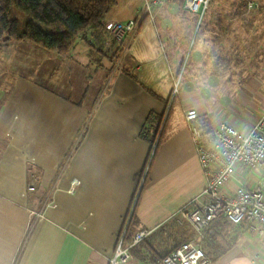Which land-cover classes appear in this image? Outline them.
Here are the masks:
<instances>
[{
  "label": "crops",
  "instance_id": "obj_1",
  "mask_svg": "<svg viewBox=\"0 0 264 264\" xmlns=\"http://www.w3.org/2000/svg\"><path fill=\"white\" fill-rule=\"evenodd\" d=\"M142 4L117 0L103 30L76 41L65 58L27 42L1 49L0 264H107L128 228L154 229L156 239L178 234L167 250L196 238L188 223L172 233L166 227L205 185L184 112L195 109L211 129L226 121L247 130L264 110V54L249 66L231 54L226 32L189 37L194 23L183 0L155 6L151 18L139 16ZM137 16L121 43L106 32ZM187 46L180 112L170 116L172 76ZM25 48L43 54V70L28 75L4 65ZM77 68L84 82L72 81ZM149 116H162L152 145L140 135ZM261 176L239 167L232 185L252 186ZM230 227L219 230L223 249L206 254L209 264H264V238L244 224ZM142 263L131 256L126 264Z\"/></svg>",
  "mask_w": 264,
  "mask_h": 264
},
{
  "label": "built area",
  "instance_id": "obj_2",
  "mask_svg": "<svg viewBox=\"0 0 264 264\" xmlns=\"http://www.w3.org/2000/svg\"><path fill=\"white\" fill-rule=\"evenodd\" d=\"M162 1L143 0L139 16L151 18L153 8ZM208 3L209 0H183L184 9L197 17L196 29ZM247 6L252 8L256 4L249 1ZM139 16L125 22L111 23L106 27V32L114 42L121 43L126 35L135 31ZM186 59L172 76L171 100L177 93ZM184 121L205 177V185L198 197L177 213L181 220L193 227L197 238L202 237L204 229L217 218L232 226L244 224L251 233L264 238V176L256 178L252 186L232 185L239 167L264 171V110L245 131L226 121L218 122L211 129L212 139L209 140H206L199 128V114L195 109L184 112ZM153 231L140 229L132 235L129 243L123 242V233L107 257V264H126L131 258L130 250ZM197 241H183L161 258L142 264H209L210 258Z\"/></svg>",
  "mask_w": 264,
  "mask_h": 264
},
{
  "label": "trees",
  "instance_id": "obj_3",
  "mask_svg": "<svg viewBox=\"0 0 264 264\" xmlns=\"http://www.w3.org/2000/svg\"><path fill=\"white\" fill-rule=\"evenodd\" d=\"M116 1L117 0H0V51L10 43L27 42L44 51L53 52L60 58H65L68 56L76 41L86 38L90 33L92 35L100 33L103 30V17ZM202 20L196 29V34L202 26ZM196 34L194 37H198ZM191 49L192 47L190 51ZM189 55L190 52L186 59L185 69L188 65ZM183 60L184 57L181 59L180 65ZM177 71L174 74H176ZM184 73L185 72H183L182 77ZM161 118L162 116H160V118L157 117V120L154 121L149 116L144 123V127L140 131V135L149 141L151 145L158 132ZM199 128L206 140L212 139L211 128L200 118ZM228 226H230V224L221 218L212 220L204 229L202 237L197 238L203 249H212V244L217 246L216 239L220 234L219 230L227 228ZM162 230L163 229H161V231ZM157 233L158 232L153 231L149 237L136 244L130 250L131 256H135L142 262H153L167 254L181 242L186 241V238L177 241L170 250H152L151 242L153 238L154 240L157 238ZM132 235L133 233H131L130 229H126L123 242L129 243ZM219 248H221V250L223 249L222 247ZM213 255L216 256L217 253ZM212 256L210 258H212Z\"/></svg>",
  "mask_w": 264,
  "mask_h": 264
},
{
  "label": "rangeland",
  "instance_id": "obj_4",
  "mask_svg": "<svg viewBox=\"0 0 264 264\" xmlns=\"http://www.w3.org/2000/svg\"><path fill=\"white\" fill-rule=\"evenodd\" d=\"M167 0H163L164 3ZM181 1V0H178ZM249 1H253L256 6L249 8L247 3ZM184 9V8H183ZM188 17H193L190 19L195 25L190 28L189 37H194L196 34V22L197 17L188 11H186ZM23 15V14H20ZM187 20L186 17H184ZM189 20V23H191ZM226 32L228 36V42L231 43L232 49L230 48L231 54L238 55V58L244 60L248 64L252 61V58L256 57V52L258 54H264V0H209L208 7L204 14L202 20V26L200 30H198L196 36L198 37H219ZM259 49L257 50V48ZM20 53H14L11 60H5V66L8 65L10 67L9 71L16 72L18 71L21 74H33L34 68L35 70L42 68L37 67L39 63H42V59L46 60L43 54L32 48L29 49H20ZM23 50V51H22ZM184 57L187 58L188 53L190 52V46H187L184 51ZM255 56V57H253ZM235 58V57H234ZM257 58V57H256ZM230 62L236 65H240L241 61H235V59H231ZM229 62V63H230ZM231 63V64H232ZM47 67H50V70L53 67L57 66L56 60L52 59L51 63L46 64ZM250 66V64H249ZM181 67V65H180ZM28 74V75H29ZM72 81L74 78L78 82H84L85 78L83 73L77 68L76 72L72 73ZM41 78V76H40ZM41 81V79H39ZM184 76L179 82V87L177 88V93L175 97L171 100V96L168 99V103L165 108V114L169 113L170 116L174 114H179V105L178 99L180 97V93L182 87H184ZM77 82V83H78ZM153 148L149 154V160L152 158L154 152ZM147 170V166L145 171ZM255 171H261L256 168ZM264 172V171H262ZM146 173V172H145ZM186 222L182 221L180 215L177 214L170 219L168 222L169 231L171 233L177 228L179 231L182 229L185 230L187 228L185 226ZM166 229V228H165ZM228 229H232L228 226ZM168 231V232H169ZM175 234H163L158 239H155L151 242V247L156 245V242H159L160 248L157 251H162L165 249L164 245L172 244L174 239L178 236ZM178 239V237H177ZM191 240L197 241L196 238H192ZM179 241V240H178ZM199 242V241H197ZM146 244V243H145ZM212 249L204 250L208 255H213L220 252V248L214 244H212ZM164 247V248H163ZM162 248V249H161Z\"/></svg>",
  "mask_w": 264,
  "mask_h": 264
}]
</instances>
